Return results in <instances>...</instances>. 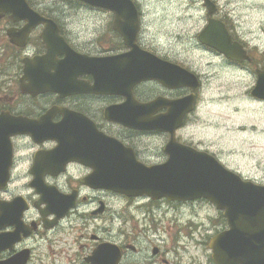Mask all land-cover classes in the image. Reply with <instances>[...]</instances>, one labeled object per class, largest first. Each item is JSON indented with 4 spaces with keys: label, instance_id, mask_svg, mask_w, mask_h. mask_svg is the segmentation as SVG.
I'll return each mask as SVG.
<instances>
[{
    "label": "flooded vegetation",
    "instance_id": "obj_1",
    "mask_svg": "<svg viewBox=\"0 0 264 264\" xmlns=\"http://www.w3.org/2000/svg\"><path fill=\"white\" fill-rule=\"evenodd\" d=\"M27 2L52 25L27 30L28 21L15 20L11 11L0 16V264H43L44 254L56 256L60 246L71 249L77 244L75 237L66 236L79 232L83 237L92 225L91 243L79 245L88 248L86 257L109 243L120 250L119 264H171L176 255L171 232L163 231L157 219H171L170 208L175 206L193 212L213 204L203 198L185 202L128 196L108 190L92 176L120 174L134 161L145 167L163 165L171 156L180 157L186 147L219 160L187 133L199 119L204 85L199 64L189 61L187 47L171 40L170 34L165 39L151 37V20L135 1L138 30L128 42L114 29L110 10ZM82 14L99 18L100 25L85 34L74 30ZM214 18L243 45L251 61L228 60L199 44L196 35L198 51L227 68L253 72V49L220 7ZM204 19L210 17L205 14ZM141 67L162 80L135 82L134 72ZM181 70L195 76L196 89L185 84ZM49 85L53 90L46 89ZM189 98L192 110L187 112L184 103ZM215 212L216 230L199 243L208 264H215L211 238L227 229L222 212ZM194 221L199 223L190 217L180 224L191 226ZM107 223L118 225L116 235L100 226ZM180 235L177 239L185 241L193 237L190 232ZM141 240L151 243L147 255H141ZM140 255V260L131 259Z\"/></svg>",
    "mask_w": 264,
    "mask_h": 264
},
{
    "label": "rangeland",
    "instance_id": "obj_2",
    "mask_svg": "<svg viewBox=\"0 0 264 264\" xmlns=\"http://www.w3.org/2000/svg\"><path fill=\"white\" fill-rule=\"evenodd\" d=\"M143 9L151 20L150 35L155 39L168 38L180 40L187 47L189 61L199 64V74L203 79V90L200 93L198 118L188 128V135L195 144L215 154L229 170L264 185V102L251 97L250 92L256 82V75L250 71H239L227 68L219 59L203 55L197 49L194 37L205 26V10L201 0H133ZM234 26L238 35L249 48L253 49L256 61L264 63V0H214ZM34 6L77 9L86 7L76 0H32ZM74 14L75 11H70ZM74 21L73 29L85 34L100 25L99 18L88 14L79 15ZM146 27V25H145ZM165 34V35H164ZM173 43L172 49L176 48ZM260 67V65H259ZM170 208V218L157 219L164 230L171 232V264H208L204 258L201 241L213 233L217 223L214 208L199 207L182 209ZM189 212V213H188ZM183 217L179 218L178 214ZM191 215V216H188ZM186 217V218H185ZM196 218L194 225L187 218ZM196 223V224H195ZM112 235H116V223L106 225ZM94 225L89 226L84 236L73 233L66 238H76L77 244L71 249L60 246L56 256L44 254L43 264H85L83 258L88 255V248L80 249L79 245L90 244V235ZM63 232V230H61ZM184 232H190L189 240L177 239ZM166 238V235H162ZM179 242L180 245H176ZM150 242L141 240L138 247L141 255H147ZM195 249V250H194ZM63 251V252H61ZM75 255L76 257H73ZM140 256L131 259H141ZM124 264H128L124 262Z\"/></svg>",
    "mask_w": 264,
    "mask_h": 264
},
{
    "label": "water",
    "instance_id": "obj_3",
    "mask_svg": "<svg viewBox=\"0 0 264 264\" xmlns=\"http://www.w3.org/2000/svg\"><path fill=\"white\" fill-rule=\"evenodd\" d=\"M78 1L113 11L116 18L115 30L125 41H134L138 24L135 6L131 0ZM203 6L208 15L213 16L216 13V6L210 0H203ZM8 10L12 12V18L15 20L28 21L27 30L38 24H43L46 28L52 25L50 21L35 14L26 0H0V16L9 12ZM126 18L131 20L125 21ZM199 42L228 59L238 62L250 60L242 46L231 40L225 26L217 20L208 21L199 33ZM131 47L134 45L131 44ZM153 72L142 67L136 69L134 81L162 80ZM181 73L184 75L185 84L196 89L194 76L185 71ZM256 75V83L250 94L254 98L264 100V71L256 70ZM49 86L46 89L53 90L52 85ZM124 94L127 95L126 92ZM184 105L187 106L186 111H190L192 98L187 99ZM181 153L180 157L171 156L161 166L144 167L134 161L130 163L129 168L124 166L120 174L97 175L92 176V179L102 183L103 187L109 190L127 195H148L153 199L165 197L178 201L206 198L218 210L223 211L229 226L228 230L211 240L210 248L214 262L264 264V186L242 180L239 175L225 169L205 153L187 147L183 148ZM5 180L6 175L2 177V181ZM120 257L116 246L104 244L85 260L89 264H118Z\"/></svg>",
    "mask_w": 264,
    "mask_h": 264
},
{
    "label": "trees",
    "instance_id": "obj_4",
    "mask_svg": "<svg viewBox=\"0 0 264 264\" xmlns=\"http://www.w3.org/2000/svg\"><path fill=\"white\" fill-rule=\"evenodd\" d=\"M258 65H260L261 69H264V63Z\"/></svg>",
    "mask_w": 264,
    "mask_h": 264
}]
</instances>
